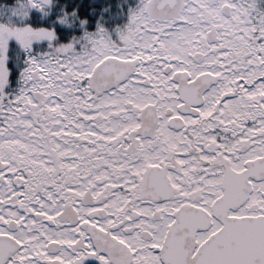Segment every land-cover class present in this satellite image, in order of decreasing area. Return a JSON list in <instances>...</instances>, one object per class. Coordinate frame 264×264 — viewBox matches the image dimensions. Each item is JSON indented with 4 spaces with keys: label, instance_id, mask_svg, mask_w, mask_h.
Listing matches in <instances>:
<instances>
[{
    "label": "snow or ice",
    "instance_id": "snow-or-ice-1",
    "mask_svg": "<svg viewBox=\"0 0 264 264\" xmlns=\"http://www.w3.org/2000/svg\"><path fill=\"white\" fill-rule=\"evenodd\" d=\"M0 264H264V0H0Z\"/></svg>",
    "mask_w": 264,
    "mask_h": 264
}]
</instances>
